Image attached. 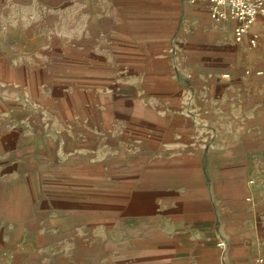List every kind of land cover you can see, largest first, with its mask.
<instances>
[{
	"label": "crops",
	"instance_id": "1",
	"mask_svg": "<svg viewBox=\"0 0 264 264\" xmlns=\"http://www.w3.org/2000/svg\"><path fill=\"white\" fill-rule=\"evenodd\" d=\"M100 3L82 87L54 84L0 45L3 244L17 247L12 229L28 227L5 201L11 182L35 180L53 189L38 211L46 201L72 243L98 241L99 264L264 258V23L235 43V23L207 1ZM251 34L262 41L254 64Z\"/></svg>",
	"mask_w": 264,
	"mask_h": 264
},
{
	"label": "rangeland",
	"instance_id": "2",
	"mask_svg": "<svg viewBox=\"0 0 264 264\" xmlns=\"http://www.w3.org/2000/svg\"><path fill=\"white\" fill-rule=\"evenodd\" d=\"M90 1L3 0L0 7V45L13 52L12 61L15 64H24L36 72H39V66L47 68L43 78L52 79L54 84L82 87L84 83L81 78L84 72L79 65L83 63L81 58L85 55L84 39L89 28L90 13L106 10V4L101 5L100 0H95L93 4H89ZM263 20L264 16H260L251 32H259ZM97 24L98 22L93 28L98 27ZM261 43L259 37L256 47L248 49L246 45V51L251 53L250 57L246 56V61L254 64L255 59L260 57ZM247 71L248 75H257L253 66ZM40 75L42 74L37 73V76ZM11 184L5 201L12 205L14 219L21 220L19 223L28 227L12 229L11 240L17 242V247L4 245L1 239L4 235L0 231V264H94L90 262L97 261L100 257L99 249L102 247L97 244L98 241L91 240L94 242L91 245L82 236V239L77 238L72 243L74 235L71 230L58 229L47 220L52 213L50 210L47 212L46 203L51 197L50 193H53L52 187H45L42 192L35 180H28L25 187H20L16 181ZM75 197L83 202L82 195ZM42 198L46 200L43 213L38 211L42 206ZM42 215L45 222L42 227H36L35 221ZM77 230L84 235L82 226ZM37 232L41 233L38 239ZM3 253L6 255L3 256ZM9 256L12 257L11 261L7 260Z\"/></svg>",
	"mask_w": 264,
	"mask_h": 264
},
{
	"label": "built area",
	"instance_id": "3",
	"mask_svg": "<svg viewBox=\"0 0 264 264\" xmlns=\"http://www.w3.org/2000/svg\"><path fill=\"white\" fill-rule=\"evenodd\" d=\"M207 1L212 5V17L218 20H230L235 23L233 39L241 43L260 16H264V0H191ZM257 34H251L248 40L250 48L256 47ZM253 264H264L259 257Z\"/></svg>",
	"mask_w": 264,
	"mask_h": 264
}]
</instances>
